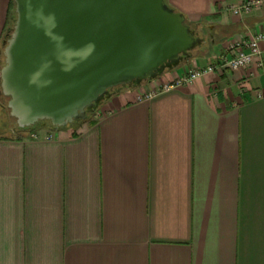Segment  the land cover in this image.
Returning a JSON list of instances; mask_svg holds the SVG:
<instances>
[{
    "label": "crops",
    "instance_id": "0c3cea01",
    "mask_svg": "<svg viewBox=\"0 0 264 264\" xmlns=\"http://www.w3.org/2000/svg\"><path fill=\"white\" fill-rule=\"evenodd\" d=\"M241 1L165 0L205 40L189 59L82 123L0 140V264H264V69L137 101L264 32V8L228 12Z\"/></svg>",
    "mask_w": 264,
    "mask_h": 264
},
{
    "label": "water",
    "instance_id": "95a60500",
    "mask_svg": "<svg viewBox=\"0 0 264 264\" xmlns=\"http://www.w3.org/2000/svg\"><path fill=\"white\" fill-rule=\"evenodd\" d=\"M0 91L16 128L63 129L115 92L178 67L205 40L165 0H13Z\"/></svg>",
    "mask_w": 264,
    "mask_h": 264
},
{
    "label": "built area",
    "instance_id": "2783aa9c",
    "mask_svg": "<svg viewBox=\"0 0 264 264\" xmlns=\"http://www.w3.org/2000/svg\"><path fill=\"white\" fill-rule=\"evenodd\" d=\"M264 8V0H244L228 6V12L233 16H241L251 11ZM263 44V46H261ZM226 50L230 58L222 63L205 68H192L182 78L172 83L163 84L160 89L149 90L137 96V101L149 100L157 94L167 92L173 88L193 83L202 77L205 73L222 71L229 69L238 72L247 68L251 63L256 61L258 68L264 69V32H258L247 38L245 41L229 42L226 44Z\"/></svg>",
    "mask_w": 264,
    "mask_h": 264
},
{
    "label": "rangeland",
    "instance_id": "374dc122",
    "mask_svg": "<svg viewBox=\"0 0 264 264\" xmlns=\"http://www.w3.org/2000/svg\"><path fill=\"white\" fill-rule=\"evenodd\" d=\"M3 66V57L0 56V69ZM7 98L3 97L0 91V140L2 139H16V123L13 118L9 116L7 109ZM6 128V132L4 133Z\"/></svg>",
    "mask_w": 264,
    "mask_h": 264
},
{
    "label": "trees",
    "instance_id": "16d2710c",
    "mask_svg": "<svg viewBox=\"0 0 264 264\" xmlns=\"http://www.w3.org/2000/svg\"><path fill=\"white\" fill-rule=\"evenodd\" d=\"M14 8H15V5H14V2H13V0H12L11 5H10V10H9V16H8V21H7V27H6V29H5V32H4V35H3V38H4V36L6 35L7 30H8V29H11L12 26H13L12 21H13V19H14V17H15ZM3 38H2V40H3ZM120 92H121V91H120ZM120 92H115L114 95H116V94H118V93H120ZM91 115H92V114H90V115L88 116L87 120L89 119V117H90ZM5 132H6V128H5L4 133H5ZM16 132H17L19 135H25V134H28V133H30V132H32V131H29V130H21V129H17V128H16Z\"/></svg>",
    "mask_w": 264,
    "mask_h": 264
},
{
    "label": "flooded vegetation",
    "instance_id": "af4514ba",
    "mask_svg": "<svg viewBox=\"0 0 264 264\" xmlns=\"http://www.w3.org/2000/svg\"><path fill=\"white\" fill-rule=\"evenodd\" d=\"M0 56H1V50H0Z\"/></svg>",
    "mask_w": 264,
    "mask_h": 264
}]
</instances>
